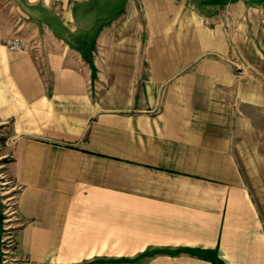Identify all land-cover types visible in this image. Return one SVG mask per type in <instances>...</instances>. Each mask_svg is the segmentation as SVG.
Returning <instances> with one entry per match:
<instances>
[{
  "label": "crops",
  "instance_id": "1",
  "mask_svg": "<svg viewBox=\"0 0 264 264\" xmlns=\"http://www.w3.org/2000/svg\"><path fill=\"white\" fill-rule=\"evenodd\" d=\"M113 1L0 0L5 264H264V1Z\"/></svg>",
  "mask_w": 264,
  "mask_h": 264
},
{
  "label": "rangeland",
  "instance_id": "2",
  "mask_svg": "<svg viewBox=\"0 0 264 264\" xmlns=\"http://www.w3.org/2000/svg\"><path fill=\"white\" fill-rule=\"evenodd\" d=\"M124 0H114L113 3H108L109 7L103 6L104 10H115L117 7L122 5ZM261 0H247L250 5L259 3ZM264 1V0H263ZM106 4V1H105ZM107 5V4H106ZM95 7V10H98ZM254 18L252 19L251 26L249 27L250 32L238 31L241 37L244 39L246 34L247 40L245 46L240 48V54L247 55L251 63L250 70L253 71L257 76L262 79H254V82H262L264 84V8L255 11ZM238 36V37H240ZM259 121V119H257ZM259 123V122H258ZM259 127H258V138H259ZM6 130L0 128V264H5V252L12 246L13 230L15 227V205H14V185L6 171V165L10 160V153L8 145L5 143ZM257 154L261 156V144L257 143ZM264 151V150H263ZM264 160V158H263ZM253 167H260L262 163L261 158L253 159ZM264 162V161H263ZM257 182L261 185L262 176L256 175Z\"/></svg>",
  "mask_w": 264,
  "mask_h": 264
},
{
  "label": "built area",
  "instance_id": "3",
  "mask_svg": "<svg viewBox=\"0 0 264 264\" xmlns=\"http://www.w3.org/2000/svg\"><path fill=\"white\" fill-rule=\"evenodd\" d=\"M8 48L12 50H21L23 48V41L19 38H12L8 41Z\"/></svg>",
  "mask_w": 264,
  "mask_h": 264
},
{
  "label": "trees",
  "instance_id": "4",
  "mask_svg": "<svg viewBox=\"0 0 264 264\" xmlns=\"http://www.w3.org/2000/svg\"><path fill=\"white\" fill-rule=\"evenodd\" d=\"M1 255V254H0Z\"/></svg>",
  "mask_w": 264,
  "mask_h": 264
}]
</instances>
